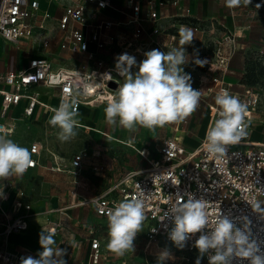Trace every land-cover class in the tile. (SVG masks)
<instances>
[{
  "label": "built area",
  "instance_id": "built-area-1",
  "mask_svg": "<svg viewBox=\"0 0 264 264\" xmlns=\"http://www.w3.org/2000/svg\"><path fill=\"white\" fill-rule=\"evenodd\" d=\"M125 1L124 5L113 0H47L50 5L59 3L63 6L60 14H54L49 7L42 5L41 0H0V40L17 45L39 34L44 48L57 41L60 51L70 55L72 60L83 58L85 62L80 67L54 65L51 54L48 53L32 55L24 67L0 69V135H5L20 145L13 136L18 121L32 118L51 126L49 120L63 99L71 98L76 101L79 115L83 106L108 104L109 98L116 95L124 82L115 70L116 62L105 57L106 52L115 45L135 56L137 61H142L144 53L148 51L159 49L166 52V47L174 45L175 35L166 38L158 26L159 20L166 17L159 10L164 2L151 0L145 14L140 0ZM173 3L177 4L178 0ZM51 21L56 23L61 35L57 36L49 30ZM237 48L234 44L229 52L220 50L215 63H212V66L222 70V76L196 73L192 69L184 70L191 74L192 87L201 90V97L214 91V87L215 95L222 89H227L230 95L238 97L248 107L245 116L247 124L260 103V90L256 85H243L236 91L227 81L225 73L229 68L230 57ZM111 82L117 84L116 88L110 86ZM85 87L89 89L85 94H76L84 92ZM212 106L213 114L208 129L214 125V119L219 118L218 106ZM14 108L20 110L19 116L11 114ZM180 125L181 121L176 124L177 132L180 131ZM246 130L248 135L239 143L228 145L223 156L206 151V136L192 147L187 146L178 134L168 136L164 138L156 157L149 149L139 150L148 163L146 168L128 171L100 192L82 197L77 203L50 209V212L67 215L72 207L92 206L98 216L108 217L109 211L120 202L135 196L145 205V220L150 224V243L158 235L171 240L169 233L174 223L165 213L178 200L186 202L191 194L206 202L210 222L217 215H225L237 227L247 224L252 237L264 250V213L257 212L254 207L259 203L264 208V143L252 141L251 126H247ZM103 134L111 137L107 133ZM127 142L132 144V139ZM25 148L30 151L34 162L26 172L44 166L53 171L67 172L78 184L84 179L87 160L91 156L97 158L100 155L98 151L90 154L83 149L73 153L68 164L55 160L49 167L43 165L47 147L42 140H30ZM92 169L97 173L105 170L97 162L92 165ZM18 177L0 180V189L3 188L5 194V198H0V264H20L21 257H33L29 246L11 247L10 236L29 229L34 210L17 181ZM43 227L48 232L59 235V231L67 225L58 217L49 218ZM212 227L210 223L205 230L210 231ZM198 236L199 233H196L186 241L190 251L197 250L193 245ZM88 241L86 264H151L147 257L138 261L139 255L135 248L123 256L116 255L105 248L101 237L95 235L92 227L88 230ZM184 262L182 260L179 264H185ZM202 264H208L207 256ZM232 264H247V261L236 258Z\"/></svg>",
  "mask_w": 264,
  "mask_h": 264
},
{
  "label": "rangeland",
  "instance_id": "rangeland-1",
  "mask_svg": "<svg viewBox=\"0 0 264 264\" xmlns=\"http://www.w3.org/2000/svg\"><path fill=\"white\" fill-rule=\"evenodd\" d=\"M64 1V0H62ZM115 3L124 4L125 0H113ZM143 4V11L146 14L148 5L151 0H140ZM158 2L152 0V2ZM164 5L159 7L164 11V8L169 9L168 17L162 18L158 22V26L165 33L168 38L175 35L173 46L166 47V52L173 48H179V29L184 26L198 32L199 39L192 41V45L196 48V53L200 59H206V63L201 67L194 65L196 73L214 72L218 75H223L222 70L216 66L215 63L218 52H229L230 48L235 44L237 47L245 46L246 53L244 58V70L238 76V71L230 73L228 68L225 73L227 81H229L234 90H240L244 83H242L243 76L247 73V68L256 67L259 72L256 86L260 90V103L251 121L247 122V126H251L253 133L262 136L264 141V0H251V3L244 4L243 2L234 8H229L225 4V0H178L174 4V0H160ZM161 11V10H160ZM161 11V14H163ZM172 12L180 13L173 15ZM49 30L53 31L57 36L61 35L56 23L51 21ZM24 52L26 50H34L43 54H51L52 63H63L68 66L80 67L84 62L83 58L72 60L70 55L65 52H59L52 46L44 48L41 45V35L37 34L34 38L26 42L21 47ZM125 53L118 45L107 51L105 57L109 61L116 62V57ZM234 52L232 53L233 56ZM231 56V57H232ZM137 62H140L137 61ZM212 66L213 71H209ZM135 70V69H134ZM214 87V83H213ZM215 87L213 90L215 91ZM207 93L200 98L199 105L195 111L189 116L180 120V131L175 130L176 124L179 122L167 123L162 127H156L154 133H143L145 128L137 126L134 130L125 129L119 125L118 134L110 130L112 127L106 121L104 109L107 104H98L93 107L92 117L84 116L80 119V124L76 127V135L67 141H61L58 138L60 131L57 127H51L44 124V122L35 121L32 118H23L18 121L14 138L22 143H26L32 139H40L47 147V154L43 159V165L51 166L57 160L60 163L68 164L70 156L79 151L87 150L92 154L97 149L101 150V156L96 158L91 156L86 162L87 185L78 186L73 181L67 172H57L50 168L38 167L29 170L21 177L22 188L30 199L36 211L43 210L45 207L61 206L69 204L72 201L77 203L80 194H87L91 190H98L115 182L120 178L121 174L125 173L130 166L145 167L146 163L140 164V155L137 151L139 148L135 138L147 143L153 151V156H158L160 146L164 138L168 136L180 135L183 142L189 147L197 144L198 141L205 137L208 130V113L209 106L215 104V92ZM16 111V110H15ZM15 111L13 113H15ZM95 119L93 118L95 115ZM218 118L214 119L215 120ZM186 120L187 122H184ZM79 122V121H78ZM90 127V128H89ZM102 130L110 131L112 135L125 140V137L131 136L132 144L134 146L121 143L119 141L109 139L102 134ZM151 131V129H149ZM146 140V141H145ZM140 145V144H139ZM97 148V149H96ZM98 159V160H96ZM100 163L104 166V172L101 175L92 170L94 163ZM120 167V172H115V169ZM109 170V171H108ZM108 171V172H107ZM105 174V175H102ZM74 192H77L75 194ZM76 208L72 209L73 212ZM84 222L77 221L75 218L70 220L71 226L59 231V235H54L56 245L67 250L64 259L67 264H86L88 260V230L92 227L97 236L104 237V241L108 245L109 242V228L108 218L96 216L91 212L85 211ZM66 217V216H65ZM33 221H37L34 218ZM149 229L150 224L147 220L143 222L141 231L137 234L134 240L135 251L139 255V260L142 261L145 257L151 264H157L158 256L162 251H169L170 258L164 264H179L184 260L185 264H195L196 257L199 255L198 249L193 252L187 248L177 247L172 240H167L163 235H158L149 243ZM28 232V231H27ZM34 229L30 228L28 233L24 236H15L13 239L20 241L19 237L29 242H35L37 253L42 251L39 244V236H35ZM39 235V232H37ZM18 237V238H17ZM14 242V243H16ZM149 246L146 248L147 244ZM107 247V246H106ZM147 249L144 252V249ZM187 258V259H185Z\"/></svg>",
  "mask_w": 264,
  "mask_h": 264
},
{
  "label": "clouds",
  "instance_id": "clouds-1",
  "mask_svg": "<svg viewBox=\"0 0 264 264\" xmlns=\"http://www.w3.org/2000/svg\"><path fill=\"white\" fill-rule=\"evenodd\" d=\"M242 2L249 4L251 0H225L229 8L237 7ZM179 36L181 47L168 52L153 49L144 53L145 58L140 62L128 53L116 57L115 70L124 82L116 95L109 98L104 109L109 125H119L128 130H134L137 126L154 130L167 123L178 122L196 110L201 90L192 87V76L183 67L189 62L188 55L186 61L184 45L191 44L194 33L190 28L182 26ZM192 63L202 67L206 60L196 55L192 58ZM88 90L85 87L84 92L76 94L83 95ZM215 104L219 108V118L206 133L205 148L212 155L223 156L228 145L237 144L248 135L245 124L248 107L238 97L230 95L227 89H222L216 95ZM78 115L77 102L71 98L63 99L54 110L49 124L60 129L58 138L61 141H67L76 135ZM33 164L27 148L0 135V180L22 176ZM0 198H5L3 188L0 189ZM254 207L257 212L264 213V208L259 203ZM144 208V202L133 196L109 211L110 239L107 247L110 251L119 256L134 251V240L146 219ZM206 209L207 204L203 199L190 194L186 202L178 200L165 213V216L173 220L174 227L169 238L177 247L184 248L186 241L199 233L193 245L199 253L195 264H202L205 256L208 264H232L236 258L247 261V264H264V250L252 237L247 224L237 227L225 215H217L210 222ZM210 223L213 227L206 231ZM39 244L42 251L37 257H21L20 264H67L64 259L67 250L56 245L54 233L42 231L39 234ZM170 255L169 251H162L157 264H164Z\"/></svg>",
  "mask_w": 264,
  "mask_h": 264
},
{
  "label": "crops",
  "instance_id": "crops-1",
  "mask_svg": "<svg viewBox=\"0 0 264 264\" xmlns=\"http://www.w3.org/2000/svg\"><path fill=\"white\" fill-rule=\"evenodd\" d=\"M41 3H42V5L46 8V7H49L50 9H51V12L52 13H54V14H60L61 12H62V10H63V6L62 5H60L59 3H53V4H48V2H47V0H41ZM118 4V3H117ZM161 7V6H160ZM159 10H161L162 11V9H159ZM164 11H162V15H166V17H168V15H169V9L166 7V8H164L163 9ZM109 13H111L109 10H107ZM160 11V12H161ZM173 13V15H179L180 13H176V12H172ZM112 15H114L113 13H111ZM192 30V29H191ZM193 31V33H194V39L193 40H195V39H199V36H200V34L198 33V32H194V30H192ZM59 36V35H58ZM35 37V36H34ZM33 37V38H34ZM31 40V39H30ZM29 40H27V41H24V42H21L20 44H17V45H14V44H10L9 42H6V41H3V40H0V69H5V68H13V69H18V68H21V67H24V66H26L27 65V63H28V60H29V58L32 56V55H42L43 53H40V52H35L34 50H26V53L24 52V50L21 48L26 42H28ZM41 45H42V43H41ZM43 46V45H42ZM52 47L53 48H55L56 50H58L59 52H60V49H59V47H58V44H57V41H55L54 43H53V45H52ZM180 47H181V45H180ZM184 47H185V49H186V61L188 60V57H187V55L189 56V62L187 63V64H185V65H183V67H184V69H194L195 70V68L196 67H194V63H192V58L194 57V56H196L197 55V53H196V48L194 47V45H192V42H191V44H187V45H184ZM166 51V50H165ZM62 52V51H61ZM107 53V52H106ZM245 53H246V49H245V46L244 45H242V46H240V47H238L237 48V50L236 51H234V54H233V56L232 57H230V61H229V68L231 69L230 70V73H234L235 74V71H238V76L241 74V72H242V70H244V58H245ZM51 57V56H50ZM52 58V57H51ZM202 60H206V59H202ZM62 63H53L54 65H68V64H66V63H63L64 61L62 60L61 61ZM209 71H213V68H212V66H211V69L209 68ZM203 73H207V74H212V75H215V76H222L221 74H217V73H214V72H203ZM224 74V73H223ZM226 77V76H225ZM43 92H45V90L43 89L42 90ZM1 101H2V97L0 96V110H1ZM93 107H95V106H83L82 107V109H81V112H80V115L78 116V120H79V122H81L80 121V119L82 120V119H84L83 117L84 116H86V117H89V119H90V117H92V112L94 111V109H93ZM16 110V111H15ZM15 111V113H13ZM212 113H213V106L211 105L210 106V108H209V113H208V116H207V118H208V125L210 124V120H211V116H212ZM11 114L13 115V116H19L20 115V110L18 109V108H14L13 110H12V112H11ZM94 117V119H95V116H96V114L95 115H93ZM39 122H42V121H39ZM82 123V122H81ZM82 124H84V123H82ZM85 125V124H84ZM209 127V126H208ZM90 128V127H89ZM110 130L111 131H113L114 133H116V134H118V133H120L119 132V128H118V126H116V127H112V128H110ZM254 130V129H253ZM253 130H252V133H253ZM104 133H107V134H109L111 137H107V136H105L104 134H103V132H101L100 134H102L103 136H105V137H107V138H109V139H113V140H116V141H119V142H121V143H125V144H128V145H131V146H134V144H129L127 141L128 140H131L133 137H131V136H128V137H125L126 139L125 140H123V138H122V140L120 139V138H118V137H116V136H114V135H112V133L110 132V131H106V130H102ZM143 133L144 134H146V133H154V131H152V129H151V131H149V129H147V128H145L144 130H143ZM207 133V132H206ZM251 133V139L254 141V142H264L263 140H262V136H260L259 134H252ZM206 136V135H205ZM202 138H204V137H202ZM143 138H141L140 140L137 138V136H136V138H135V142L136 143H138V146H139V148H137V151H138V153H139V150L141 149V148H146V149H149L150 150V152L152 153V149L150 148V147H148V146H146L145 144L147 143V141H146V143H144L143 142V140H142ZM33 140V139H32ZM16 141H18V140H16ZM30 141V140H29ZM19 143H20V145L22 146V147H25L26 146V144H27V142L26 143H22V142H20V141H18ZM199 142V141H198ZM198 142H197V144H198ZM133 143V142H132ZM185 144H186V142H184ZM140 144V145H139ZM197 144H195V145H197ZM187 145V144H186ZM194 145V146H195ZM188 146V145H187ZM97 149V148H96ZM95 151H98V152H100V155L97 157V158H99L100 156H101V150L100 149H97V150H95ZM139 155H140V153H139ZM140 157V159H139V162H140V164H143V163H146V166L145 167H138V165H136V166H129L128 167V170L125 172V173H123V174H121V176H120V178L122 177V176H124L128 171H131V170H142V169H144V168H146L147 166H148V163H147V161L142 157V155H140L139 156ZM96 160H98V159H96ZM98 163V162H97ZM38 167H40V166H38ZM38 167H36V168H38ZM43 167V166H42ZM87 168V167H86ZM86 168H85V170H86ZM85 170H84V172H83V174H84V179L82 180V182L81 183H77V182H75V180H74V178H73V176H71L70 174V176H71V178L73 179V181L75 182V183H77L78 184V186H80V185H83V186H86L87 185V174H86V172H85ZM93 170V169H92ZM109 171V170H108ZM107 171V172H108ZM104 172V171H103ZM115 172L117 173V172H120V167H117L116 169H115ZM95 173H97V172H95ZM101 173L102 172H100V173H97V174H99V175H101ZM102 175H105V174H102ZM119 178V179H120ZM119 179H117V180H119ZM116 180V181H117ZM17 181H18V183L21 185V187H22V181H21V177L19 176L18 177V179H17ZM115 181V182H116ZM115 182H113V183H111V184H114ZM111 184H109V185H111ZM109 185H107V186H109ZM106 186V187H107ZM106 187H103V188H101V189H98V190H91V191H89L87 194H80V198L78 199V200H80L82 197H89V196H91V195H93V194H95V193H97V192H100L101 190H103L104 188H106ZM75 194H77V192H74ZM72 202H74L75 203V201H72ZM72 202H70L69 204H71ZM69 204H63V205H61V206H65V205H69ZM61 206H50V207H48V208H44L43 210H40V211H36L35 210V208H34V210H33V212H32V215H31V217H30V226H29V229L27 230L28 232L30 231V228H32V229H34L35 231L37 230V232H39V234L43 231V232H48L46 229H45V227H43L45 224H47V221H48V219L49 218H58V217H61L63 220H64V222H65V224L67 225V226H71V224H70V220L71 219H76L77 221H82V222H84V216H83V214H84V212L85 211H87L88 213L89 212H91V213H93L94 215H96V216H98L96 213H95V211H94V209H93V207L92 206H84V207H77L76 208V213H75V210H74V212H73V210L72 209H75V207H72V208H70L68 211H67V215H62V214H59L58 212H50V209H53V208H59V207H61ZM34 207V206H33ZM66 216V217H65ZM34 218H37V221H33V219ZM105 218H108V217H105ZM149 223V222H148ZM27 231H25L26 233H28ZM25 232H23V233H21V235L20 234H16V235H11L10 236V241H11V247H20V246H23V245H26V246H29L31 249H32V254H33V257L34 258H36L37 257V250H36V248H35V242H29V241H26L25 239H22V237L20 238L19 237V239H20V241H22V242H19V241H15L14 239H13V237H15V236H24L25 235ZM37 232L35 233V236H39V235H37ZM96 235V234H95ZM87 236H88V233H87ZM97 236V235H96ZM99 237H101V240H102V244L105 246V248H107L108 249V247H106L107 246V244H106V242L104 241V237H102V236H99ZM18 238V237H17ZM14 242H16V243H14Z\"/></svg>",
  "mask_w": 264,
  "mask_h": 264
},
{
  "label": "trees",
  "instance_id": "trees-1",
  "mask_svg": "<svg viewBox=\"0 0 264 264\" xmlns=\"http://www.w3.org/2000/svg\"><path fill=\"white\" fill-rule=\"evenodd\" d=\"M262 1V0H257ZM259 72L256 70V67H250L247 68V73L243 76L242 83L244 85H256V82L258 80Z\"/></svg>",
  "mask_w": 264,
  "mask_h": 264
},
{
  "label": "water",
  "instance_id": "water-1",
  "mask_svg": "<svg viewBox=\"0 0 264 264\" xmlns=\"http://www.w3.org/2000/svg\"><path fill=\"white\" fill-rule=\"evenodd\" d=\"M110 86L113 87V88H116L117 84L115 82H111Z\"/></svg>",
  "mask_w": 264,
  "mask_h": 264
},
{
  "label": "bare ground",
  "instance_id": "bare-ground-1",
  "mask_svg": "<svg viewBox=\"0 0 264 264\" xmlns=\"http://www.w3.org/2000/svg\"><path fill=\"white\" fill-rule=\"evenodd\" d=\"M92 87V86H91ZM213 114V113H212ZM253 141V140H252ZM258 143H264V142H258Z\"/></svg>",
  "mask_w": 264,
  "mask_h": 264
}]
</instances>
